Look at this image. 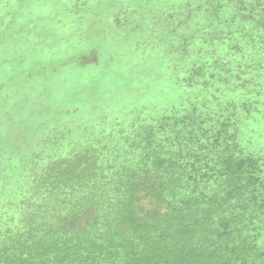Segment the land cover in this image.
Here are the masks:
<instances>
[{
    "label": "trees",
    "instance_id": "trees-1",
    "mask_svg": "<svg viewBox=\"0 0 264 264\" xmlns=\"http://www.w3.org/2000/svg\"><path fill=\"white\" fill-rule=\"evenodd\" d=\"M20 7L0 0V39ZM123 9L182 101L17 133L0 149V264H264V155L246 137L264 120V0Z\"/></svg>",
    "mask_w": 264,
    "mask_h": 264
},
{
    "label": "rangeland",
    "instance_id": "rangeland-1",
    "mask_svg": "<svg viewBox=\"0 0 264 264\" xmlns=\"http://www.w3.org/2000/svg\"><path fill=\"white\" fill-rule=\"evenodd\" d=\"M21 1L19 14H2L11 20L0 39L2 153L20 132L37 137L69 120L93 124L134 109L179 106L185 88L168 56L143 36L147 26L118 10L143 1L167 10L190 0ZM251 128V149L264 155V120Z\"/></svg>",
    "mask_w": 264,
    "mask_h": 264
}]
</instances>
